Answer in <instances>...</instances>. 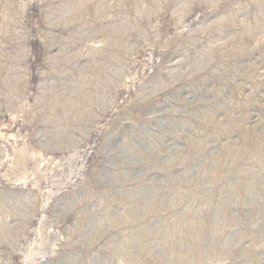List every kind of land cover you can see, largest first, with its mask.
<instances>
[{
	"label": "rangeland",
	"instance_id": "374dc122",
	"mask_svg": "<svg viewBox=\"0 0 264 264\" xmlns=\"http://www.w3.org/2000/svg\"><path fill=\"white\" fill-rule=\"evenodd\" d=\"M0 264H264V0H0Z\"/></svg>",
	"mask_w": 264,
	"mask_h": 264
}]
</instances>
